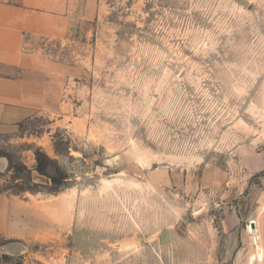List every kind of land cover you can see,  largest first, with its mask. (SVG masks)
Here are the masks:
<instances>
[{"label": "rangeland", "instance_id": "obj_1", "mask_svg": "<svg viewBox=\"0 0 264 264\" xmlns=\"http://www.w3.org/2000/svg\"><path fill=\"white\" fill-rule=\"evenodd\" d=\"M44 52L64 86L53 112L0 134V264H228L233 247L256 250L264 0H97Z\"/></svg>", "mask_w": 264, "mask_h": 264}, {"label": "crops", "instance_id": "obj_2", "mask_svg": "<svg viewBox=\"0 0 264 264\" xmlns=\"http://www.w3.org/2000/svg\"><path fill=\"white\" fill-rule=\"evenodd\" d=\"M96 4L97 0H0V134L34 113L57 108L64 76L45 55L44 46L68 39L94 17ZM7 171L8 163L0 158V205ZM257 210L251 223L256 250L233 247L228 264H248L250 255V264H264V205Z\"/></svg>", "mask_w": 264, "mask_h": 264}, {"label": "trees", "instance_id": "obj_3", "mask_svg": "<svg viewBox=\"0 0 264 264\" xmlns=\"http://www.w3.org/2000/svg\"><path fill=\"white\" fill-rule=\"evenodd\" d=\"M40 170H41V168L38 166V167H37V171L39 172ZM53 181H54V180H53Z\"/></svg>", "mask_w": 264, "mask_h": 264}, {"label": "bare ground", "instance_id": "obj_4", "mask_svg": "<svg viewBox=\"0 0 264 264\" xmlns=\"http://www.w3.org/2000/svg\"><path fill=\"white\" fill-rule=\"evenodd\" d=\"M253 234V233H252Z\"/></svg>", "mask_w": 264, "mask_h": 264}]
</instances>
